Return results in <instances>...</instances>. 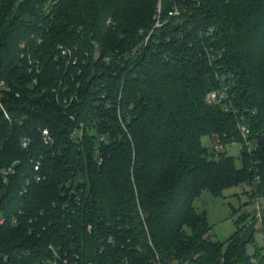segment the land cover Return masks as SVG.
<instances>
[{
	"label": "trees",
	"instance_id": "trees-1",
	"mask_svg": "<svg viewBox=\"0 0 264 264\" xmlns=\"http://www.w3.org/2000/svg\"><path fill=\"white\" fill-rule=\"evenodd\" d=\"M1 80L10 118L0 108V213L44 211L52 225L39 235L4 225L0 252L16 261L54 242L77 264H252L249 247L261 255L264 213L261 222L241 214L220 242L194 201L234 186L264 195V0H3ZM225 87L224 102L208 101ZM204 136L223 145L219 160ZM13 164L5 183L1 170ZM70 179L79 202L63 193Z\"/></svg>",
	"mask_w": 264,
	"mask_h": 264
},
{
	"label": "built area",
	"instance_id": "built-area-1",
	"mask_svg": "<svg viewBox=\"0 0 264 264\" xmlns=\"http://www.w3.org/2000/svg\"><path fill=\"white\" fill-rule=\"evenodd\" d=\"M2 2L3 0H0V8L2 6ZM38 42H40V39L38 40ZM62 52L63 54L71 55L70 48H66V47L62 48ZM98 55L99 54H97V56ZM21 57L25 58V54L22 53ZM26 58L28 59V70L35 74H40L42 71V66H41L40 61L34 58L31 54H28ZM34 81L37 82L36 76L34 78ZM7 90H9L8 84L4 80H1L0 81V92L7 91ZM227 96H228L227 87H225L222 90L210 92L208 94V101L209 102H224L227 99ZM0 108L3 111L5 117L9 119L10 118L9 113L7 109L5 108L1 98H0ZM226 109L232 110L233 108L226 106ZM71 117L73 118V116ZM240 130L245 139L246 147L249 150L255 149L256 147H255L254 141L250 138V135H251L250 127L245 123H241ZM82 135H83L82 124H80V128L73 130L71 136L74 139V141L80 143L82 141ZM41 137H42L43 142L46 145H52L54 143V140L48 128L41 129ZM100 140L105 141V136L101 135ZM30 143H31L30 137L22 138L23 147H28ZM224 150L225 149L223 145L214 144L213 150H212L213 156H215V158L219 160L221 157L220 153ZM96 154L98 156V162L101 163L102 156L100 155L99 149H97ZM34 169L35 171L41 170V163L39 160L34 164ZM1 173H2L1 175L3 176L2 177L3 181L7 183L8 177L11 174L15 173L14 164L9 167L2 168ZM45 179H46L45 173L40 172L35 175L36 182H41L42 180H45ZM71 183H72V180L70 179L67 183V186L68 187L70 186V187L66 188L67 190L65 189L63 193L68 194V196H70L71 201L74 200L76 202H79L80 195L77 193V187L72 186ZM28 184H29V180H26L25 187L22 190V193L26 191V185ZM256 200H257L256 215L259 221L261 222L263 213H264V195L256 196ZM69 205H70L69 202L65 203V206H69ZM43 216H45L44 211H41L40 215L37 217V216H28L27 213H25V210L23 209H19L17 212H13L8 215L0 213V228L10 223L14 227L23 226L24 230L27 231L29 234L36 233L37 235H39L41 230H46L47 226L52 225L51 221H49L48 224L41 223V220H42L41 218ZM2 244H3V239L0 234V246ZM263 245H264V239H263ZM17 254H18V259L16 261H15V258L11 257L10 254L7 252H0V257L3 258V262H4L3 264H77L78 263V260H77L78 255L75 256V258L74 257L72 258V254L67 249L63 248L61 245H58L54 242H50L46 246L38 248L37 253L31 250L30 248H26V249L21 250L20 253L18 252ZM260 257L264 261V249L262 250V253L260 256L255 255L252 252L251 258H250L251 263L260 264L259 263Z\"/></svg>",
	"mask_w": 264,
	"mask_h": 264
},
{
	"label": "rangeland",
	"instance_id": "rangeland-1",
	"mask_svg": "<svg viewBox=\"0 0 264 264\" xmlns=\"http://www.w3.org/2000/svg\"><path fill=\"white\" fill-rule=\"evenodd\" d=\"M203 144L213 150L212 139L209 136H204ZM227 155L235 158L238 167L242 165L240 158L241 148L239 144L232 143L226 147ZM248 188H240L234 186L226 189L221 196L214 195L209 190H204L202 194L194 201V206L199 212L207 213L209 223L212 226V238L220 242H226L236 231V220L241 214L257 212L256 198H250L247 193H242ZM245 204V202H247ZM233 208L236 211H233ZM255 210V211H254ZM256 239L259 244H263V234L256 233ZM249 253H252V248L249 247Z\"/></svg>",
	"mask_w": 264,
	"mask_h": 264
}]
</instances>
